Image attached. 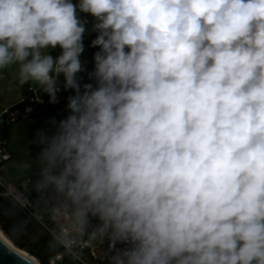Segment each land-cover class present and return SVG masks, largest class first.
Returning <instances> with one entry per match:
<instances>
[{"label":"clouds","instance_id":"clouds-1","mask_svg":"<svg viewBox=\"0 0 264 264\" xmlns=\"http://www.w3.org/2000/svg\"><path fill=\"white\" fill-rule=\"evenodd\" d=\"M81 13L97 21L89 83ZM9 68L49 104L73 93L15 180L0 168L49 264L95 248L101 264H264V0H0Z\"/></svg>","mask_w":264,"mask_h":264},{"label":"rangeland","instance_id":"rangeland-1","mask_svg":"<svg viewBox=\"0 0 264 264\" xmlns=\"http://www.w3.org/2000/svg\"><path fill=\"white\" fill-rule=\"evenodd\" d=\"M81 19L82 20H86L87 24H86V28H87V32L85 34L84 37V46H85V51L81 56L82 61L85 64V68L86 71L84 73H81V76L83 77L82 83H89L92 81L88 80V76L87 73L91 72L94 70V59L93 56L96 52L100 51L99 47H91V41L93 39L96 38L97 36V32L93 30V25L95 23H97V21L95 20L94 17H92L90 14H85V13H81L80 14ZM61 49H57V51L54 53L53 57H56L60 54ZM72 91H64V96L67 99V97L69 95H72ZM70 113V110L64 115V116H54L51 115L50 116H44V119L42 121L41 124H37V126H35V128H32L31 126H29L30 124H28V119L27 121H23V122H18L14 125H12V127L10 128V132H8V140H9V145H10V151L12 153V155L14 156V158H17L18 160L23 159V148L25 146V142L27 138H32V136L34 135L35 131L39 128H46L49 126L48 122L50 119H52L53 117L57 120L60 119H64L66 118ZM57 120V121H58ZM27 123V124H26ZM22 127V128H21ZM25 127L29 128V133L30 135L28 136L26 134L25 131ZM28 132V131H27ZM32 230L30 229L29 231L23 233V234H19L16 231L11 230L12 234L15 236L16 241L22 244L27 245L28 250H23L20 249L18 246H16L12 240L6 235V233L3 231V233L5 234V236L20 250H23L25 252H27L28 254H30L32 257H34L39 264H48V259L52 256V252L49 250L48 248V241L46 240V234L42 231V229L36 225H32ZM45 240V242L41 243L40 241ZM30 251H37L39 252L42 257L45 259V262H42L35 256H33ZM47 260V261H46Z\"/></svg>","mask_w":264,"mask_h":264},{"label":"built area","instance_id":"built-area-1","mask_svg":"<svg viewBox=\"0 0 264 264\" xmlns=\"http://www.w3.org/2000/svg\"><path fill=\"white\" fill-rule=\"evenodd\" d=\"M62 79L63 78L61 77V80ZM58 96V104H49L48 97L46 94H42L34 85H29L27 86L24 97L21 99V101L3 112L1 116V121H3V129L2 131H0V149H2V151H0V168L3 169V172L5 166L12 160L13 156L10 151V145L8 140L9 127L18 122H23L27 120L34 113V106L49 108L56 115L64 116L69 111L66 107L67 99L64 96V91L62 90L58 94ZM39 98H41L44 102L40 103ZM29 109L30 111H28ZM3 199L9 201L7 197H4ZM22 212L32 224L40 227L44 233L50 236L49 232L43 227L41 223L35 221L34 219H31L28 212ZM49 261L50 258L48 259V264ZM57 264H61V262L57 261ZM82 264H101L100 249H85L82 257Z\"/></svg>","mask_w":264,"mask_h":264},{"label":"crops","instance_id":"crops-1","mask_svg":"<svg viewBox=\"0 0 264 264\" xmlns=\"http://www.w3.org/2000/svg\"><path fill=\"white\" fill-rule=\"evenodd\" d=\"M57 49L51 50L50 54L54 56V53L57 51ZM29 85H32V84H26L21 87L16 83V80L14 77V68L4 69L3 72H0V131H2L3 129V121H1V116L3 112L6 109L13 107L18 102L21 101V99L24 97L25 90L27 86ZM48 115L50 116V114ZM48 115H43L40 117L28 119V124H30L29 126H31L32 128H35L37 124L42 123L44 116H48ZM25 131H26V134L29 136L30 135L29 128L25 127ZM16 161H19V160L17 158H14V156H12V160L5 166L3 175L6 179L15 180L16 170L13 166V162H16ZM16 182L17 184L19 183L18 181ZM32 228L33 227H31V230Z\"/></svg>","mask_w":264,"mask_h":264},{"label":"trees","instance_id":"trees-1","mask_svg":"<svg viewBox=\"0 0 264 264\" xmlns=\"http://www.w3.org/2000/svg\"><path fill=\"white\" fill-rule=\"evenodd\" d=\"M76 2H77V0H73V3H76ZM48 114L54 115L55 117L57 116L49 108L34 106V113L28 119L36 118V117H40V116L48 115ZM0 205H2V207H0V227H1V229L6 233V235L12 240V242L16 246H18L20 249L28 250L27 245L19 243L16 241V238L12 234L11 230L16 231L19 234H23V233L29 231L31 229L32 225H34V224H32L27 219V217L23 214L22 211H18L15 213L10 212V210H9L10 205H9L8 200L0 199ZM25 221H27L26 224L24 223ZM50 239H51V237L49 235H47L46 240H50ZM40 242L43 243V242H45V240L40 241ZM30 253L33 256L37 257L41 261V263L45 262V259L42 257V255L39 252H37V251L31 252L30 251ZM63 264H72V262L66 258L65 261L63 262Z\"/></svg>","mask_w":264,"mask_h":264},{"label":"water","instance_id":"water-1","mask_svg":"<svg viewBox=\"0 0 264 264\" xmlns=\"http://www.w3.org/2000/svg\"><path fill=\"white\" fill-rule=\"evenodd\" d=\"M14 253H18L12 250ZM15 255L9 252L7 248H3L2 254H0V264H37L30 258L18 253Z\"/></svg>","mask_w":264,"mask_h":264},{"label":"bare ground","instance_id":"bare-ground-1","mask_svg":"<svg viewBox=\"0 0 264 264\" xmlns=\"http://www.w3.org/2000/svg\"><path fill=\"white\" fill-rule=\"evenodd\" d=\"M0 236H3L7 241H8V243H9V245H10V247H11V249L12 250H14V251H16V252H18V253H20V254H22V255H24V256H26V257H28V258H30L32 261H34L35 263H37V264H39L38 263V261L34 258V257H32L30 254H28L27 252H25V251H23V250H20L19 248H17L6 236H5V234L3 233V231L0 229Z\"/></svg>","mask_w":264,"mask_h":264},{"label":"snow or ice","instance_id":"snow-or-ice-1","mask_svg":"<svg viewBox=\"0 0 264 264\" xmlns=\"http://www.w3.org/2000/svg\"><path fill=\"white\" fill-rule=\"evenodd\" d=\"M3 248H0V254H2Z\"/></svg>","mask_w":264,"mask_h":264}]
</instances>
